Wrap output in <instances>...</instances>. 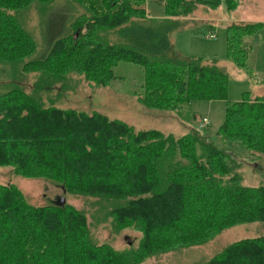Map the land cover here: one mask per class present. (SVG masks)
I'll return each instance as SVG.
<instances>
[{"label":"trees","instance_id":"1","mask_svg":"<svg viewBox=\"0 0 264 264\" xmlns=\"http://www.w3.org/2000/svg\"><path fill=\"white\" fill-rule=\"evenodd\" d=\"M237 1L226 0L227 8ZM156 3L160 17L148 14L147 0H0V64L36 74L0 94V166L89 204L35 206L15 184L0 183V264H141L228 227L264 222V185H244L241 163L223 146L240 144L264 162L263 96L246 91L227 102L218 140L203 132L208 120L175 136L56 104L85 83L107 86L120 62L142 68L136 97L149 109L227 99L228 75L216 59L206 64L172 48V34L212 3ZM33 13L43 25L38 40L27 29ZM263 30L262 22L227 24V58L248 67L245 38ZM102 225L112 233L134 227L141 240L123 249L99 243L92 229ZM201 264H264V235L233 241Z\"/></svg>","mask_w":264,"mask_h":264},{"label":"rangeland","instance_id":"2","mask_svg":"<svg viewBox=\"0 0 264 264\" xmlns=\"http://www.w3.org/2000/svg\"><path fill=\"white\" fill-rule=\"evenodd\" d=\"M212 4L200 5L192 14L194 18L189 27L172 34V48L180 57H201L204 63L211 64L213 59L228 75V94L226 100L191 101L179 110L168 111L149 109L136 97L142 93L143 70L129 62H120L113 68L115 78L107 86H93L85 83L75 92L63 94L57 106L75 108L85 112H99L110 118L122 120L135 130L158 129L164 133L181 136L187 131L198 128L202 118H208L203 132L216 139V131L223 122L227 102L237 101L243 92L252 96L264 97V31L257 34L253 60L249 54L248 67L233 64L226 56L225 27L236 20L239 23L261 21L264 23V0H238L235 6L227 8L226 0H206ZM147 12L152 17L162 15L155 7L156 0H148ZM155 4V5H152ZM47 18V17H46ZM29 31L35 32L38 40L43 31L41 17L33 13L27 24ZM213 33L215 38H209ZM251 43L252 36L245 38ZM37 47L32 58L41 54ZM255 64L253 61H255ZM36 74H22L19 69L0 64V94L15 87L13 81L31 84ZM19 86H22L19 84ZM29 90L30 87L26 86ZM225 149L235 154L241 163L242 183L247 186L264 185V162L253 160L254 157L240 144L227 142ZM0 183L15 184L31 205L40 206L60 201L62 189L53 182L42 178H28L12 172L10 165L0 166ZM67 203L78 208H89L87 199L65 194ZM65 203V202H64ZM99 243L107 242L115 249H123L132 244L136 246L141 240V232L134 227H126L118 233H112L108 225L92 229ZM264 235V222L234 225L222 230L214 238L200 245L179 250L159 252L145 259L141 264H201L219 252L227 244L249 237Z\"/></svg>","mask_w":264,"mask_h":264},{"label":"crops","instance_id":"3","mask_svg":"<svg viewBox=\"0 0 264 264\" xmlns=\"http://www.w3.org/2000/svg\"><path fill=\"white\" fill-rule=\"evenodd\" d=\"M148 1V0H147ZM157 4V3H156ZM152 5H155V4H152ZM147 6L150 8V5H148V2H147ZM146 6V7H147ZM147 7V8H148ZM156 8H157V10L159 9L160 10V5H157V6H155ZM160 13H161V10L159 11ZM157 17H160V16H157ZM194 18H192V17H190L189 18V22H188V24H187V26L186 27H189V24H191L192 22V20H193ZM232 22H238V21H236V20H234V21H232ZM255 22H259V21H255ZM261 22V21H260ZM247 23V22H246ZM263 23V22H262ZM264 31V30H263ZM262 31V32H263ZM259 34V33H258ZM256 36H257V34H255V35H253L252 36V41H251V43H249V45H250V48H251V52H250V55H251V58H252V60H253V56H254V50H255V42H254V40H256L255 38H256ZM255 62H256V60L255 61H253V63L255 64Z\"/></svg>","mask_w":264,"mask_h":264},{"label":"built area","instance_id":"4","mask_svg":"<svg viewBox=\"0 0 264 264\" xmlns=\"http://www.w3.org/2000/svg\"><path fill=\"white\" fill-rule=\"evenodd\" d=\"M208 36H209V38H215L213 33L209 34ZM206 122H207V118H202V124L206 123Z\"/></svg>","mask_w":264,"mask_h":264},{"label":"water","instance_id":"5","mask_svg":"<svg viewBox=\"0 0 264 264\" xmlns=\"http://www.w3.org/2000/svg\"><path fill=\"white\" fill-rule=\"evenodd\" d=\"M63 195H64V193H63ZM60 202H61V204H63L65 202V200L64 199H61Z\"/></svg>","mask_w":264,"mask_h":264}]
</instances>
